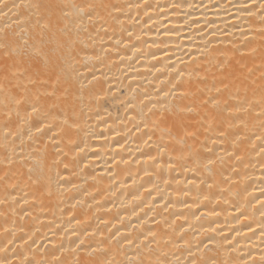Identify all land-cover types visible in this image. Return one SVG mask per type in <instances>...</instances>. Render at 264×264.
Wrapping results in <instances>:
<instances>
[{"label": "bare ground", "instance_id": "obj_1", "mask_svg": "<svg viewBox=\"0 0 264 264\" xmlns=\"http://www.w3.org/2000/svg\"><path fill=\"white\" fill-rule=\"evenodd\" d=\"M0 264H264V0H0Z\"/></svg>", "mask_w": 264, "mask_h": 264}]
</instances>
